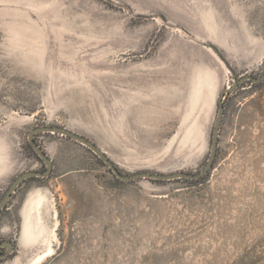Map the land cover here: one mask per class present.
<instances>
[{"label": "rangeland", "instance_id": "1", "mask_svg": "<svg viewBox=\"0 0 264 264\" xmlns=\"http://www.w3.org/2000/svg\"><path fill=\"white\" fill-rule=\"evenodd\" d=\"M246 75H264V0H0V201L45 170L32 129L67 128L124 175L196 174L224 106L196 181L124 182L80 143L37 134L52 171L0 213L16 245L0 264L48 243L40 264H264V80L227 92ZM33 196L41 242L25 246Z\"/></svg>", "mask_w": 264, "mask_h": 264}, {"label": "water", "instance_id": "2", "mask_svg": "<svg viewBox=\"0 0 264 264\" xmlns=\"http://www.w3.org/2000/svg\"><path fill=\"white\" fill-rule=\"evenodd\" d=\"M264 80V75L255 78L250 75H246L241 77V79L237 82H235L233 85L227 88V92H233L239 84L245 82V81H251L253 83H258ZM224 114V106L221 102L218 107V113L215 119L212 137H211V145H210V153L208 160L204 166V168L196 174L191 173H185V172H178V173H172V174H161V173H152V172H139L131 175H124L122 174L114 165L113 163L108 159V157L105 155V153L100 150L98 146H96L92 141L86 139L85 137L74 133L67 128L59 127V126H43V127H37L35 129H32L28 134V142L30 146L32 147L33 151L36 153L38 158L43 162L45 165V170L43 171H28L25 173H22L16 179L12 182L9 189L7 190L6 194L0 201V210L3 209L6 204L8 203L9 199L11 198V195L15 192L16 188L23 183L25 180L30 178H46L50 175L52 171V161L48 157V155L45 153V151L37 144L35 141V136L40 133H53V134H59L61 136L67 137L71 140H74L81 145L87 147L90 149L94 154H96L113 172V174L124 182H132L140 179H149V180H157V181H170L175 179H187L196 181L201 178H203L212 168L214 160L216 158L217 153V147H218V137H219V131H220V125L222 121V117ZM11 250V249H10Z\"/></svg>", "mask_w": 264, "mask_h": 264}, {"label": "bare ground", "instance_id": "3", "mask_svg": "<svg viewBox=\"0 0 264 264\" xmlns=\"http://www.w3.org/2000/svg\"><path fill=\"white\" fill-rule=\"evenodd\" d=\"M43 201L41 202L36 197H32L24 211V223L22 226V240L25 242V246L27 245H34L38 242H41V239H39V235L42 231V224L41 219L38 218L40 208ZM32 212H34L37 216V222L33 221ZM41 217V216H40ZM51 234V231H50ZM53 247L51 246V243H48L45 247V249L35 255V257L32 260V264H40L45 258L52 255Z\"/></svg>", "mask_w": 264, "mask_h": 264}, {"label": "flooded vegetation", "instance_id": "4", "mask_svg": "<svg viewBox=\"0 0 264 264\" xmlns=\"http://www.w3.org/2000/svg\"><path fill=\"white\" fill-rule=\"evenodd\" d=\"M4 209L5 207L0 210V213ZM15 246V243L10 239H0V261L8 260L15 252Z\"/></svg>", "mask_w": 264, "mask_h": 264}]
</instances>
